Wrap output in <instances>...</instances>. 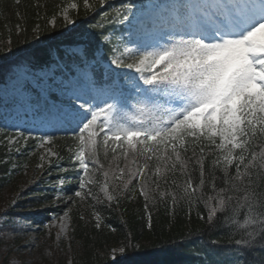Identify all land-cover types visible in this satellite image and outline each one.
<instances>
[{
  "label": "snow or ice",
  "instance_id": "snow-or-ice-1",
  "mask_svg": "<svg viewBox=\"0 0 264 264\" xmlns=\"http://www.w3.org/2000/svg\"><path fill=\"white\" fill-rule=\"evenodd\" d=\"M83 4L86 9L93 7L89 0ZM35 6L42 5L37 2ZM70 7L77 9L78 5L72 3ZM60 15L65 24L74 23L67 9L62 8ZM104 16L123 26L119 34L113 31L107 35L100 24L91 25L92 32L84 34L90 46L81 49L77 57L89 70L82 75L71 70L61 72L62 78L53 72L47 98L36 108L42 127L69 128L76 133L74 159L83 176L75 196L84 199L82 190L94 183L89 162L97 166L94 170L104 169L97 158L102 143L105 157L110 150L113 161L121 157L128 161L123 168L117 163L111 176L109 170L103 171L105 180L100 190L109 203H118L121 195L118 185L112 184L109 190L113 181H122L127 190L132 180H137L146 210L147 202L155 198L146 187V176L155 175L154 191L161 198L170 196L174 204L176 193L160 190V180L167 183L165 173L186 176L180 198H187L189 203L197 188L211 183L216 196L209 199L215 200L216 206L206 205L207 221L213 224L217 213L231 206V215L225 219L241 230L240 237L234 239L238 247L232 264H264V257L259 261L242 259L245 253L254 255L257 246L264 250V0H126L115 10V18L108 13ZM56 23L53 14L47 24L55 28ZM16 27L18 35L26 34L27 29ZM42 31L36 24L33 39ZM92 41H96L94 48ZM39 52L37 49L29 55L39 59ZM97 67L101 69L99 76ZM21 69L27 71L23 64H17L13 74ZM114 69H127L137 76ZM16 136L30 138L23 132ZM55 139L46 133L38 138V146L52 145ZM8 142L17 140L8 138ZM209 155L213 157L211 171L205 166ZM51 156L58 154L49 147L41 160ZM141 158L144 162L138 163ZM152 161L157 162L154 172ZM192 164L199 172L196 187L190 175ZM217 168L223 172L224 185L218 191ZM64 182L59 180L61 185ZM172 183L180 187L175 180ZM87 195L97 199L91 189ZM67 216L66 212L64 218ZM96 220L99 228L98 215ZM0 221L4 264H37L32 258L34 242L16 243L25 234L23 228L6 214ZM27 227L31 229V225ZM67 232V224H61L57 239L67 238ZM144 248L126 241L110 253L111 264H167L160 255L147 253ZM137 250L140 255L130 254ZM18 252L28 255L22 257Z\"/></svg>",
  "mask_w": 264,
  "mask_h": 264
},
{
  "label": "trees",
  "instance_id": "trees-1",
  "mask_svg": "<svg viewBox=\"0 0 264 264\" xmlns=\"http://www.w3.org/2000/svg\"><path fill=\"white\" fill-rule=\"evenodd\" d=\"M157 1L159 3L168 2V0ZM37 2L42 6L36 7ZM124 2L126 0H104L101 5L100 0L95 1L92 8L78 12L74 16V23L65 24L57 20L55 28H52L47 21L56 11L57 0H19V3L16 0H1L0 34L5 37L3 43L6 46L3 49L0 43V48L2 47V50L0 49V84L11 76L17 64L33 68L49 66L54 62L52 58L54 54L68 68L77 65L80 60L76 55L64 59L65 48L81 46L85 49L89 47V41L84 34L91 33V25L94 24H100L101 27L107 29L105 33L107 35H112L113 31L118 33L117 24L119 23L109 22L104 14L108 13L115 18V10L119 9ZM132 2H137V0H132ZM36 24H39L43 31L36 39H33L32 29ZM17 25L27 29L26 34L18 35ZM9 41H11L10 51L8 50ZM95 44L96 41L91 42L93 48ZM37 49L40 50L39 59L29 55ZM5 56L7 59L4 58ZM77 66L82 68L83 65ZM100 71L101 69L97 67V76ZM122 81H124L123 78H121ZM75 135L76 133L69 128H64L61 133L55 135L57 150L65 157L63 161L65 182L58 189L49 187L46 182L39 179L32 181L24 188H20L19 185L12 187L13 171L7 162H2V153H0V193L12 184L9 190L13 194L12 204L7 206L6 215L13 218V221L19 224L24 232L32 230L33 225H44L51 216L58 214L64 208H70L73 233L69 247L72 264H111L110 253L126 241L144 245L145 252L160 255V258L166 260L167 264H232L236 258L234 252L238 247L234 244V239L240 237L241 230L225 219L231 215V206L227 211L218 212L213 224L207 221L208 206H216V201L209 199L216 196L211 183L206 182L203 188H197V191L191 195V203H189L187 198H180L184 195L183 187L186 176L179 172L175 175L165 173L167 183L161 179L160 190L175 192L178 199L174 204L170 196L166 195L161 198L156 194L153 181L157 177L149 175L145 177L146 187L152 190L150 196L155 198L147 202V210L145 199L139 195L137 190L139 185L135 179L132 180L127 190H117L121 192L118 203H109L100 190L104 183L103 171L114 172L117 163L120 167H124L128 161L121 157L116 163L112 159L113 153L110 150L105 157V153L99 152L101 143L97 149V158L104 165V169L94 170V178H92L94 183L84 189V199H81L75 196V191L79 190L78 180L83 170L70 163L71 155L67 156L66 151L77 145L74 140ZM188 155L190 156L191 152ZM212 159L213 157L209 155L205 161L206 169L209 171L212 170ZM143 162L142 158L138 160V163ZM149 163L154 172L153 161ZM89 165L94 169L97 167L91 162ZM190 169L193 187H196L199 182V172L194 164L190 165ZM91 173L92 171L89 175ZM214 174L217 177L215 184L218 191L224 186L223 172L217 168ZM173 180L180 187L174 186ZM111 188L112 183H110V191ZM88 189L92 190L97 199L87 195ZM235 204L236 201L233 200L232 206ZM91 213L101 218L99 228L88 222ZM82 216L83 219H81ZM201 216L204 219H201ZM243 218L244 210L242 209L238 220L242 222ZM28 225H31V229L27 227ZM213 240L218 243L212 244ZM130 254L140 255L141 253L137 250ZM261 257H264V250L257 246L254 255L245 253L242 259L259 261ZM0 264H4L2 252H0Z\"/></svg>",
  "mask_w": 264,
  "mask_h": 264
},
{
  "label": "rangeland",
  "instance_id": "rangeland-1",
  "mask_svg": "<svg viewBox=\"0 0 264 264\" xmlns=\"http://www.w3.org/2000/svg\"><path fill=\"white\" fill-rule=\"evenodd\" d=\"M1 1V0H0ZM98 0H89V3L93 4ZM145 2H155L154 0H146ZM76 3L78 5L77 9H72L70 5ZM67 9L68 14L71 16L72 20L78 12L87 11L84 7L83 0H57L56 11L53 13L56 15V19L63 22V18L60 15L61 9ZM50 15L49 19L53 17ZM4 36L0 34V43L3 49ZM2 47L0 48L2 50ZM81 48L74 47L68 51L67 55L72 53V50H79ZM55 63L49 67L34 69L30 66H26L27 71L23 69L16 71L14 75L12 71L10 78L7 79L5 83L0 85V153H2V162H7L10 165V169L13 171L12 180L13 183L4 189L0 193V217L7 214L8 205L12 204L13 194L9 190L10 187L24 188L29 185L32 181L43 180L47 183L49 187L58 189L62 186L59 180H65V173L63 169V161L65 157L62 156L56 145V140L53 141L52 145H45L44 147H39L38 138L44 136L46 133L52 135L57 134L61 128H45L38 123L39 111L36 110L37 102L43 104L44 100L47 98L46 88L49 85V77L53 72L56 73L57 78H62L61 72L67 74L69 71L62 62H60L56 57H54ZM16 69V68H14ZM88 66H85L84 71L81 72L80 69L72 67L71 71L82 75L85 71H88ZM118 73H126L130 77H136L137 74L133 71L127 69H114ZM124 83V82H123ZM23 132L25 137H30L25 140L23 138H18L17 133ZM103 134H101L102 136ZM8 138L17 140L14 144H9ZM52 147L58 156H51L45 160H41V156H44L46 149ZM76 147H73V151H67V156L71 155L70 163L79 167V162L75 161L74 153ZM118 152L121 150L118 149ZM100 153H104L103 145L99 149ZM118 161H116L117 163ZM20 163V164H18ZM156 161H153L154 171ZM43 164V167L39 165ZM132 167L131 164H129ZM73 168V167H72ZM90 176L94 178L93 172L94 168L89 165ZM123 168V167H121ZM164 170L163 165H161V171ZM118 174V173H117ZM112 172L110 173V176ZM83 176V172L81 177ZM80 177V178H81ZM78 180V191L79 181ZM127 177H125V180ZM105 180V178H104ZM112 184L118 185L117 190H122V181H113ZM90 185V184H88ZM86 186V188L88 187ZM11 187V188H12ZM85 188V189H86ZM9 190V191H8ZM139 191V188L137 189ZM84 191V190H82ZM60 197V196H59ZM68 213L67 218H64V214ZM97 215V214H96ZM96 215L91 213L88 222L96 226L97 220ZM2 222V221H0ZM66 223L68 227L67 238L61 236L57 239V234L60 232L61 224ZM101 224V218L99 220ZM22 239L16 241L17 244L23 245L26 241H32L35 247L32 252V258L37 262V264H72L70 255V241L73 233L72 226V214L70 208H64L58 214L50 217V220L44 225L36 226L33 225L32 230L24 232ZM50 253V255H47ZM17 255L26 257L27 252H18Z\"/></svg>",
  "mask_w": 264,
  "mask_h": 264
}]
</instances>
